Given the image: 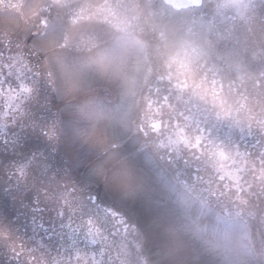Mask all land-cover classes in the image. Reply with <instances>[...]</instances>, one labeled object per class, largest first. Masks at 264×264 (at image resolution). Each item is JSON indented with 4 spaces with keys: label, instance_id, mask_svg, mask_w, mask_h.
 <instances>
[{
    "label": "rangeland",
    "instance_id": "obj_1",
    "mask_svg": "<svg viewBox=\"0 0 264 264\" xmlns=\"http://www.w3.org/2000/svg\"><path fill=\"white\" fill-rule=\"evenodd\" d=\"M208 1L175 10L160 0H0L1 50L23 55L37 89L49 81L48 94H34L42 118L34 112L23 144L0 145L8 257L27 262L37 256L29 236L52 242L83 220L71 207L99 204L120 215L116 224L107 215V228L135 242L123 256L135 264H264V117L250 99L252 87L264 90V2L227 32L209 20ZM47 100L56 131L43 147L35 129L50 121ZM237 101L259 137L251 153L208 135L180 165L155 150L147 104L176 118L205 108L210 127L232 117ZM259 101L264 109V92ZM108 252L97 263L118 261Z\"/></svg>",
    "mask_w": 264,
    "mask_h": 264
},
{
    "label": "trees",
    "instance_id": "obj_2",
    "mask_svg": "<svg viewBox=\"0 0 264 264\" xmlns=\"http://www.w3.org/2000/svg\"><path fill=\"white\" fill-rule=\"evenodd\" d=\"M261 1L263 0H213L210 5L209 16L211 20L217 16L222 21L221 23L227 27L228 32L234 28L236 23H240L248 17L249 14L252 13V7H255V4ZM38 79V73L28 66V63L22 55L9 54L6 51H2L0 48L1 145L7 147L20 145L26 139L28 129H34V125L37 123L36 115L38 119L42 118L37 112V106L36 108L33 106L35 103L34 94L39 90L41 93L48 94L49 89H47V85L49 86V81L42 78V82H40V86L37 89ZM41 85H44V88L41 87ZM184 85V82L180 81L178 88L175 90L176 96L182 101L184 100L185 93ZM263 92L259 86H254L250 90L252 94L250 99L252 100V105L256 106V115H259V117H264V109L259 101V99L263 97ZM239 93L240 91L236 89L234 95L240 98L241 95H239ZM167 97L169 98V96ZM41 98L44 102V98ZM45 102L46 103L43 104V111L46 112L45 115L48 116V120L50 121H48V125L35 129V131L38 132V136L40 135V137L43 138V147L44 144H49L48 139H53L54 141L56 131V125L53 123L55 121L53 117L54 114L51 112L50 108L51 103H49V100ZM177 102L178 99L176 98L175 103L178 104ZM233 104H235V108L231 111V114H233L232 117L226 118L220 115L219 118H215L217 120V128L214 127V125H216L215 122H212V126L210 127L209 125L204 126L207 122L204 119V114L207 112L205 108H193V110H196L192 111V114L202 115H198V118L189 117L188 114L184 116L183 114L186 111L182 112L181 110H179V118H176L174 113L165 110L160 111L159 105L162 107V104H158L154 107L147 104V108L151 116H153L148 122V127L155 135L156 150L161 154L165 153L169 163L180 165L188 159L191 155V151L198 150L202 142L205 141L206 135L211 138L210 141H212V137L215 136L219 143L227 144V142H230V145L234 146L232 150L234 152L237 151V155H239V150L241 152L244 147L245 149H251L253 144L258 141L257 139L259 137L254 139L251 134L253 131L248 128L249 119L245 116L247 103L237 101L235 103L233 102L232 105ZM237 104H239V109L237 108ZM164 105L167 104L164 103ZM240 108H242V110H240ZM34 112L36 115H34ZM261 121L262 118L259 122V126H261L260 129L262 130L264 129V118L263 121ZM47 126L48 128L46 129ZM231 128L233 132L230 131ZM194 129L196 132H192ZM47 133L50 134L48 138L46 137ZM261 135L264 134L259 133V136ZM250 149L247 153L250 152ZM247 155L244 157L241 156L245 162H247ZM236 159L239 160V156H237ZM220 160L223 161L222 159ZM71 209L78 210V213L74 215L75 217L77 214L83 215V220H73L70 223L72 226L69 230H66V232L63 231L62 234L59 232L56 233V238L54 237L52 242L47 236L46 238L43 236V239L41 238L42 242L43 240L46 241L42 246V243H40L38 239H34L36 235L29 236L33 244L31 248L37 252V256H48L49 249L53 248V256L56 258L61 257L58 255L67 257H64L63 260L56 261L55 264H99L97 263V261H99L98 257L103 255L99 253L101 249L105 250V252L108 249L109 252L106 254H108L109 257L119 258L125 255V251H123V253L121 252L123 246L120 244L118 245V241L122 238L119 235L113 237L107 236V233H117L118 230H109L107 226L110 221L108 222L105 217L109 216V219H116L111 222L116 224L119 218L117 213L99 204H89L87 206L75 204ZM47 239L52 243L50 246L49 243H47ZM42 250H45L46 253H41ZM85 251L86 253H84ZM105 264H119V262Z\"/></svg>",
    "mask_w": 264,
    "mask_h": 264
},
{
    "label": "flooded vegetation",
    "instance_id": "obj_3",
    "mask_svg": "<svg viewBox=\"0 0 264 264\" xmlns=\"http://www.w3.org/2000/svg\"><path fill=\"white\" fill-rule=\"evenodd\" d=\"M6 212V209H0V218L2 217L3 219H1L2 221L5 220V215L4 213ZM122 234H125V230L121 231ZM125 244V251L129 254L130 252H128V249H134V246L131 242H126V243H122V245ZM48 256H32L31 258H29L30 260H28L27 262H23L22 258H16V257H8L7 255L9 254V251L7 249V246L5 243H0V264H55V258L53 256V248L49 249L48 252ZM103 259V258H102ZM112 259H117L119 264H135L134 262V258L131 261L130 258L127 257H116V258H112Z\"/></svg>",
    "mask_w": 264,
    "mask_h": 264
},
{
    "label": "water",
    "instance_id": "obj_4",
    "mask_svg": "<svg viewBox=\"0 0 264 264\" xmlns=\"http://www.w3.org/2000/svg\"><path fill=\"white\" fill-rule=\"evenodd\" d=\"M168 4H171L177 8L189 6L193 3V0H164Z\"/></svg>",
    "mask_w": 264,
    "mask_h": 264
}]
</instances>
